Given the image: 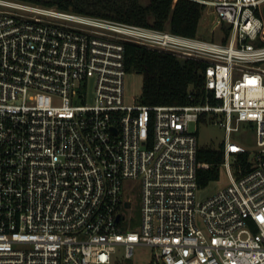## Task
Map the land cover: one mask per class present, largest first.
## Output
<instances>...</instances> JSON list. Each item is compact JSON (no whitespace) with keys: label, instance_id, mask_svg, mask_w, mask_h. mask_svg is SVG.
I'll use <instances>...</instances> for the list:
<instances>
[{"label":"built area","instance_id":"obj_1","mask_svg":"<svg viewBox=\"0 0 264 264\" xmlns=\"http://www.w3.org/2000/svg\"><path fill=\"white\" fill-rule=\"evenodd\" d=\"M197 2L220 41L0 0V264H264V0ZM125 42L205 65L194 103L129 104ZM193 123L226 131L205 199Z\"/></svg>","mask_w":264,"mask_h":264},{"label":"trees","instance_id":"obj_2","mask_svg":"<svg viewBox=\"0 0 264 264\" xmlns=\"http://www.w3.org/2000/svg\"><path fill=\"white\" fill-rule=\"evenodd\" d=\"M56 8L64 12L110 20L120 24L195 38L199 33L205 6L197 0H151L144 6L140 0H18ZM124 65L127 74L143 77L140 103L144 106H185L194 103L191 87L203 89L205 65L179 60L172 54L151 50L132 42L124 43ZM249 155L240 157L245 164ZM198 161L208 164L199 170L202 190L221 178L220 167L225 161L224 143L219 148L199 146Z\"/></svg>","mask_w":264,"mask_h":264},{"label":"rangeland","instance_id":"obj_3","mask_svg":"<svg viewBox=\"0 0 264 264\" xmlns=\"http://www.w3.org/2000/svg\"><path fill=\"white\" fill-rule=\"evenodd\" d=\"M151 0H140V2L147 6L150 4ZM87 3H92L88 5L92 8L95 0H89ZM216 17L213 14H210L207 9L204 11L203 18L201 20V25L199 28V36L204 37L206 40L212 41H220L222 39V34L219 31L215 33L212 32V29L215 27ZM264 69V63L260 64ZM142 84L143 77L136 73L127 74L125 80V92L126 99L129 104L135 102V100H139L142 93ZM192 132H198L199 134V145L201 147H214L219 148L225 141L226 131L221 126L216 125H205L200 124L197 125L193 123L191 125ZM232 141L240 143L248 148L251 152L256 150V141L255 134L252 129L247 124H243L239 133L233 134ZM229 183L228 175L225 169L221 170V178L217 182L211 183L208 188L199 192V197L201 199H205L211 195H213L217 190L226 186ZM131 194L136 196L138 194V190L131 191ZM136 215L135 211H132L130 214V218L134 220L133 217ZM152 256V250L149 248H139L137 250V254L134 259L129 261V264H147L150 262ZM113 264H125L121 260L114 262ZM127 264V263H126Z\"/></svg>","mask_w":264,"mask_h":264},{"label":"water","instance_id":"obj_4","mask_svg":"<svg viewBox=\"0 0 264 264\" xmlns=\"http://www.w3.org/2000/svg\"><path fill=\"white\" fill-rule=\"evenodd\" d=\"M263 15H264V8H263ZM127 206L130 207V203H128Z\"/></svg>","mask_w":264,"mask_h":264}]
</instances>
